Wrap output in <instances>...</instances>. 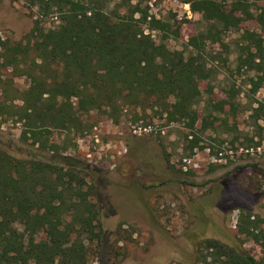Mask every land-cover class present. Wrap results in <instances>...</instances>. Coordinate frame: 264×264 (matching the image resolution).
I'll list each match as a JSON object with an SVG mask.
<instances>
[{"label": "trees", "instance_id": "16d2710c", "mask_svg": "<svg viewBox=\"0 0 264 264\" xmlns=\"http://www.w3.org/2000/svg\"><path fill=\"white\" fill-rule=\"evenodd\" d=\"M25 1L36 19L20 39L0 38V68L25 76L28 84L17 88L0 70V114L22 122L24 139L52 155L18 158L0 146V264H91L94 256L103 264L97 198L103 175L85 159L61 151L48 135L54 130L82 135L90 126L83 116L91 110L117 121L124 107L134 106L183 123L191 136L187 147L205 148L198 132L228 127V118L219 115L237 112L224 110L226 104L236 107L234 88L228 91L231 99L211 97L212 63L223 56L207 45L229 52L226 33L254 21L256 28L243 30L234 44L236 68L256 73L250 78L254 89L264 85V0H182L205 22L189 36L185 50L170 49L167 36L155 40L150 31L166 32L169 25L150 14L144 0ZM53 17L57 24L45 27L46 18ZM6 99L21 104L9 106ZM262 222L241 208L237 231L264 249ZM195 246L197 262L263 264L241 244L207 237Z\"/></svg>", "mask_w": 264, "mask_h": 264}, {"label": "rangeland", "instance_id": "374dc122", "mask_svg": "<svg viewBox=\"0 0 264 264\" xmlns=\"http://www.w3.org/2000/svg\"><path fill=\"white\" fill-rule=\"evenodd\" d=\"M144 3L150 14L168 23V31L150 32L156 41L167 36L170 49L185 50L189 36L205 25L202 14L192 12L182 0ZM35 14L25 0H0V38L20 39ZM57 22L55 17L46 18L45 27ZM255 26L247 20L227 32L229 52L218 44L207 45L208 51L223 56L212 63L211 97L231 99L228 91L234 88L236 107L226 104L224 110L237 112L234 117L219 115L228 118V127L198 132L199 144L205 148L187 147L191 136L186 137L189 131L183 123H169L149 108L134 106L124 107L117 121L91 110L83 116L90 126L82 135L62 130L48 135L61 151L85 159L103 175L97 184L105 236L103 264H213L210 258L204 262L196 258L195 242L207 237L241 244L264 264L263 247L237 231L241 208L262 218L264 228V85L254 89L250 78H256V73L236 68L234 45L243 30ZM0 70L13 77L11 68ZM207 83H201L202 88ZM13 84L25 88L28 80L14 76ZM202 97L207 98L205 90ZM5 103L20 105L21 101L6 99ZM23 130L22 122L0 114L1 147L18 158L50 159L52 153L31 138L25 140ZM91 264H99L97 257L91 258Z\"/></svg>", "mask_w": 264, "mask_h": 264}, {"label": "built area", "instance_id": "2783aa9c", "mask_svg": "<svg viewBox=\"0 0 264 264\" xmlns=\"http://www.w3.org/2000/svg\"><path fill=\"white\" fill-rule=\"evenodd\" d=\"M144 131H147L146 129H148V128H146V127H144V128H142ZM134 134H136V133H138V134H141L142 133V131L141 130H139V132H136V130H134V132H133Z\"/></svg>", "mask_w": 264, "mask_h": 264}]
</instances>
